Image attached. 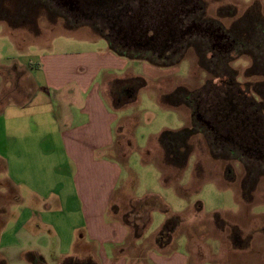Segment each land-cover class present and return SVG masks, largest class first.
<instances>
[{
	"label": "rangeland",
	"instance_id": "1",
	"mask_svg": "<svg viewBox=\"0 0 264 264\" xmlns=\"http://www.w3.org/2000/svg\"><path fill=\"white\" fill-rule=\"evenodd\" d=\"M198 1L203 9L196 15L199 21L205 19L216 26L232 28L238 37L247 25L236 22L251 5L259 4L264 16V0ZM39 2L27 4L19 0L10 3V9L0 7V91L6 89L13 96L30 95L36 89L23 76L20 65L21 60L40 54L25 53L33 43L42 44L48 52H63L85 50L82 44L87 41H102L91 28L93 24L77 17L76 5H71V1L60 7ZM197 45L201 51L182 50L168 67L128 60L125 72L147 81L137 95L134 91L133 102L127 99V88L134 85L132 82L106 92L113 107L114 100L119 101L115 102L119 121L114 126L115 144L110 152V158L122 170L114 209L118 218L125 221L134 207L138 209V201L155 198L154 206L149 207L152 222L145 231L146 237L157 234L168 218L179 216L182 224L174 234L175 240L186 241L191 253L201 252L217 264H264V163L240 150L231 153V146H221L202 123L209 116L203 115L200 102L193 100L201 94L205 96L212 85L224 87L222 80L227 81V77L216 78L220 68L216 70L207 43L198 41ZM136 56L163 63L158 54ZM237 56L234 54L230 67L236 72L235 81L245 91L249 82L256 83L261 78H247L251 61ZM176 91L171 100L177 107L162 104L164 95ZM185 128L192 132L188 133L191 138L178 159L180 163H176L175 145L167 148L159 138L166 131ZM1 178L0 174V187H4L7 184Z\"/></svg>",
	"mask_w": 264,
	"mask_h": 264
},
{
	"label": "crops",
	"instance_id": "2",
	"mask_svg": "<svg viewBox=\"0 0 264 264\" xmlns=\"http://www.w3.org/2000/svg\"><path fill=\"white\" fill-rule=\"evenodd\" d=\"M101 40L63 52L33 43L25 53L40 54L20 62L33 94L1 88L0 264H217L175 235L162 248L160 231L134 239L118 218L119 117L106 92L135 76Z\"/></svg>",
	"mask_w": 264,
	"mask_h": 264
},
{
	"label": "trees",
	"instance_id": "3",
	"mask_svg": "<svg viewBox=\"0 0 264 264\" xmlns=\"http://www.w3.org/2000/svg\"><path fill=\"white\" fill-rule=\"evenodd\" d=\"M15 1H19V0H0V7L1 8L8 7L10 9L9 4ZM24 1L27 4L36 3V2L41 4V2L39 1H42L43 4L46 3L50 6L56 4L57 7H60L62 3L60 0H24ZM149 1L152 2V0H147L148 3ZM154 1H155L154 3L155 12L149 13L150 7L152 6L151 4H148L147 7L145 8V9H149L148 12L146 13L142 12V16L145 15V18L142 17V22H144L146 25H149L150 28H154V29H159L160 26H162L167 22V20L174 23L175 25L178 22H182L180 23L182 26L178 24L177 25L179 26V28L184 29L185 37L182 41L184 50L196 49L201 51L202 48H200L197 45V42L205 41L208 45V51L206 49L205 50L211 54L212 59L215 62V65L218 67V68L216 67V70L220 68L216 78L221 77L220 78L221 80L225 75V77H227L226 80H228V82L234 81L236 85L241 86V84L235 81L234 77L236 75V72L232 70L230 64L233 61L234 54L236 53L238 56H246L250 59L251 66L247 69L246 77L261 78V81L251 84L249 82V85H247V90L245 91L248 92V94L252 99L253 97L256 98L255 100L253 99L255 109H257L260 115L264 118V16L262 14L261 6L257 3H254L253 5H251V7L244 16L238 18L236 24L242 22L244 24L246 23L245 26L247 25V28L244 27L245 31L242 34V36L240 37L235 36L233 34L232 28H225L223 27V25L219 24V26L215 25L212 27L214 29V36L212 38L210 37V34L206 35V34L197 33L198 30L196 29V27L199 24V20L196 17L197 11H195L196 13L193 11V4L191 0H154ZM79 2H80L79 4L84 6L83 9L86 10L87 8L84 5L83 1L79 0ZM132 2L133 0H118V7L115 9L120 14L121 19L128 21L129 19H134L137 17L138 11L136 7H129L128 5ZM183 2L185 3V5ZM182 10H184L185 12H182ZM0 22L2 21L0 20ZM99 37L102 38V36L100 35ZM219 43L221 44L220 46L222 47V49L217 48V44ZM215 47L216 50L214 49ZM110 50H112L114 53L118 54L121 57H126L132 60H142L152 64L153 66H157L161 68L170 66L168 65L169 61L167 63L158 64V63L150 62L149 60L141 58L140 56L124 53L121 50L113 48L112 46L110 47ZM176 56L174 57L175 59ZM131 82L134 83V85H132V87L127 88L129 89L127 99L130 100L129 101L130 103L133 102L135 99V96L133 95L134 91L136 90V95H137V91L139 89L147 86L146 80H144L141 77H132L130 79L115 80L111 85V87L117 88L118 86H123L125 84L127 85ZM211 84L214 83L212 82ZM211 87L213 88H211V90H209V92H207L205 96L201 94L197 96V98H195L193 102H200V110L202 114L205 115L206 113V115L209 116L208 120L205 122H207L211 128H215L216 121L213 119L212 116L213 114L210 110H211L212 102L215 100L214 91H216V89H218V87L220 86L212 85ZM177 91L171 95H164L161 99L162 104L173 108L177 107V104L173 102V100H171V98L174 95H176ZM115 102L119 103V101L114 100V107L118 109V107L115 105ZM180 104L182 103L180 102ZM231 123L232 122L229 121V124ZM188 133H192V132L186 128L177 132L166 131L159 138L160 140L159 142L161 143V145L162 143H165L163 145H165V147L167 148H169L170 145H175L173 159L175 158V160L177 161L176 163H180L178 161L180 155L183 153L184 150L188 148L186 141H188V139L191 138V136H188ZM215 141L218 142V140ZM155 201H156L155 198H153L152 201L151 200L138 201L137 202L138 209L136 210L134 207L132 212L130 214H127V216L125 217V221L123 222L126 224L127 227L130 228L133 235L132 237L134 239L141 238L145 233L146 229L149 227L150 223L152 222L151 219L152 210H150L151 208L149 209V207L153 205L152 203ZM159 205L161 207L162 203H159ZM165 211L167 212V210ZM180 224H182L181 217L176 216V217L168 218L155 238L154 241L155 245L159 248L168 245L169 241L172 239L173 235L178 230ZM29 259L32 261L35 260L42 261L41 258L39 259L34 255L30 256Z\"/></svg>",
	"mask_w": 264,
	"mask_h": 264
},
{
	"label": "flooded vegetation",
	"instance_id": "4",
	"mask_svg": "<svg viewBox=\"0 0 264 264\" xmlns=\"http://www.w3.org/2000/svg\"><path fill=\"white\" fill-rule=\"evenodd\" d=\"M62 3L71 1V5H76L75 12L77 17L86 18L91 28L108 44L115 49L127 54H158V59L167 63L172 58L184 50L182 41L185 37L184 29L179 28L169 20L159 29L150 28L142 22V12L151 4L149 13L155 12V1L133 0L128 4L129 7H136L138 15L134 19L123 20L115 9L118 7V0H82L86 6L79 4V0H60ZM67 1V2H66ZM73 2V3H72ZM186 2V1H185ZM193 11H203L198 0H191ZM184 3V2H183ZM79 4V5H78ZM185 5V3H184ZM74 7V6H73ZM152 8V9H151ZM182 12H185L182 10ZM196 13V12H195ZM116 14V15H115ZM150 18V16H149ZM182 26V25H181ZM215 26L208 21H199L196 29L198 34H210L214 36ZM221 44L217 48L222 49ZM216 50V47L214 48ZM148 63V62H147ZM231 79V78H229ZM231 81V80H230ZM224 87L220 86L214 91L215 100L212 102L211 112L215 122V128L199 117L213 133L215 140L221 146L229 144L231 152L240 150L254 158V161L264 163V118L254 106V100L248 92L241 89L234 81H222ZM227 87V88H226ZM229 121L232 123L229 124Z\"/></svg>",
	"mask_w": 264,
	"mask_h": 264
}]
</instances>
